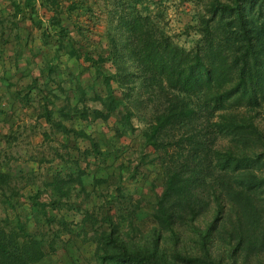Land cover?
Listing matches in <instances>:
<instances>
[{
  "label": "trees",
  "instance_id": "16d2710c",
  "mask_svg": "<svg viewBox=\"0 0 264 264\" xmlns=\"http://www.w3.org/2000/svg\"><path fill=\"white\" fill-rule=\"evenodd\" d=\"M172 9L186 16L178 31ZM11 41L16 61L23 45L28 58L51 51L14 91L9 121L0 106L11 123L0 150V264H46L60 251L66 264H264V0H8L0 57ZM63 55L89 65L101 90L56 81ZM34 93L52 160L44 152L37 160L49 164L29 168L10 148ZM112 117L103 147L87 125ZM138 130L128 169L117 161ZM143 167L159 170L153 199L139 193Z\"/></svg>",
  "mask_w": 264,
  "mask_h": 264
},
{
  "label": "rangeland",
  "instance_id": "374dc122",
  "mask_svg": "<svg viewBox=\"0 0 264 264\" xmlns=\"http://www.w3.org/2000/svg\"><path fill=\"white\" fill-rule=\"evenodd\" d=\"M7 5L8 0H0V9L6 7ZM186 6L187 8H190V5L188 3L182 8L187 10ZM170 17L173 28L178 31V29L181 28L183 25V22L180 20V18L185 20L186 16H177V12L172 9L170 12ZM22 27L26 30H30L32 33L30 46L36 47L41 44V41L37 36L38 32L35 30V28H33L28 18L22 21ZM180 42L187 46L189 44L188 40H186L184 37L180 39ZM29 47H24V45L21 47L22 49H24L25 54L23 55V57H21L19 61H16L15 59V53L17 49L15 41H11L5 47H2L4 53L0 57V106L8 111V115L6 117L9 119H7V121H9L11 117L12 110L10 107L12 105V102L14 101V91L19 90L22 87L31 83L35 76H39L40 67L45 63V60H48L50 58L49 51L51 50L48 48H44L43 53L40 56H32L31 58H28L27 56L28 54H30ZM58 64L59 65L56 70V81L61 82L65 80L67 83L75 85V80L79 77L83 86L87 89L88 94H91L92 91L90 88V84L94 82H97V90H101L100 83L95 79V71L91 67H89V65H87L85 62H78L74 59H70L69 57H67V55H63L58 61ZM44 80H46V78L41 77V83ZM52 87L54 88L56 87V85L54 84L52 85ZM34 94L35 95L32 104L33 107L25 109V114L22 115V119H20V121L18 120V122L23 121V123L27 124L26 127L21 128L19 132V136L21 139L19 142L15 143L13 148H10V151L15 153L16 156L19 157V162L29 168L43 167L49 164L46 161L38 162L37 160V156H40L44 152L45 154H47V159L49 161L52 160V156L49 154V151L46 150L48 149L47 145L43 142L42 132L44 131V127L46 126L45 122L42 120H37L39 114V107L37 103L40 95L36 93ZM18 113L22 114L23 110L21 109ZM118 118L119 117H112L109 122V125H106L104 122H96L95 124H92L90 126L87 125L88 130L101 139L103 147H105L107 142L113 140L112 127L116 125ZM9 124L11 123H6L4 121L2 122L0 120V150L4 149L7 146V142L3 135L9 131ZM140 142L141 135L139 130L135 134L124 139L123 143L127 149L123 148V150L120 152V156L122 157L117 162L125 160V162H127L128 164V169L133 168L136 162L135 159L138 154ZM84 144L85 142H81L82 146H84ZM119 145L121 146V143H119ZM114 160V156L108 158L107 163L100 166L101 168L99 170V173L107 175V172H109L108 168L114 167ZM129 160H133V162L129 163ZM57 163L59 164V166L62 165L60 164V162L56 161L55 164ZM47 168H49V166ZM153 169L143 167V174L140 175L138 180V185L140 187L139 193H143V195L146 196V198L148 199H153V193L150 189L149 180L156 178V180H158L157 182H161L159 178V170ZM45 171L46 169L44 170V172ZM34 189L35 186L32 185L27 187L24 192L26 194H29ZM142 225L145 229H148V227L150 226L148 222H144L142 223ZM93 251L94 245H86L83 247V252L86 256H90ZM64 255V251H60V253L51 256L46 264H66L68 259L65 260Z\"/></svg>",
  "mask_w": 264,
  "mask_h": 264
}]
</instances>
